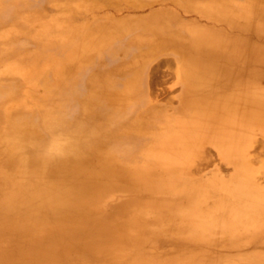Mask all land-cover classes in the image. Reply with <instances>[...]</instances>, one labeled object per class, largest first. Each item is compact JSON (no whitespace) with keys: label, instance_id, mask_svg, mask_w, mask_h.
I'll return each mask as SVG.
<instances>
[{"label":"rangeland","instance_id":"obj_1","mask_svg":"<svg viewBox=\"0 0 264 264\" xmlns=\"http://www.w3.org/2000/svg\"><path fill=\"white\" fill-rule=\"evenodd\" d=\"M157 17L165 31L154 30ZM103 27L107 37L98 34ZM200 29L221 39L248 40L253 50L264 52V0H0V151L16 150L38 161L52 138L66 133L68 142L77 141L116 168L148 172V182L158 186L107 188L86 211L98 221L137 218L146 233L128 230L136 244L107 243L89 259L71 252L59 264H264L260 126L234 158L202 141L189 147L185 160L159 154L180 125L195 124L192 108L183 102L184 55L162 47L159 39L186 44ZM250 62L248 70L258 76L253 87L264 93V60ZM6 127L17 138L5 137ZM238 194L244 199L235 198ZM74 220L81 224L83 218L77 214ZM228 220L235 223L227 231ZM26 227L32 237L47 234L39 222ZM12 243L2 234L0 253L12 251ZM60 250L49 245L36 253Z\"/></svg>","mask_w":264,"mask_h":264},{"label":"bare ground","instance_id":"obj_2","mask_svg":"<svg viewBox=\"0 0 264 264\" xmlns=\"http://www.w3.org/2000/svg\"><path fill=\"white\" fill-rule=\"evenodd\" d=\"M157 18L154 30H163L162 18ZM98 34L107 37L109 32L103 27L99 28ZM220 35L214 31L201 30L195 32L186 44H180L175 39H159L162 47L178 48L184 55L183 72L188 93L183 102L185 106L192 108L195 123L191 127L180 125L175 139L166 146L165 151H159V154L170 161L185 160L189 156V147L195 141L212 144L222 150L225 158H234L242 153L255 126H260V130L264 132V93L257 92L253 87L257 73L252 75L248 70L251 60H264V52L253 50L248 40L221 39ZM113 48L115 47L109 49L110 52ZM204 58L207 61L204 62ZM193 65L195 68H192ZM9 68L13 69L12 66ZM74 83L71 86L76 88ZM73 88L70 87L69 90ZM71 91L69 92L72 93ZM74 91L72 94L77 92V88ZM62 93L66 95L67 92ZM9 114L10 111H6L4 116L8 119ZM4 134L7 138H17L7 127ZM68 138L66 133L55 135L47 150L40 153L41 160L38 161L17 156L16 150L6 153L0 151V236L7 233L14 242L11 247L15 244L12 251L0 253V264L11 258L19 260V264H59L64 263L71 252L77 253L80 258L89 259L104 250L107 243H117L120 246L133 243V238L127 233L131 228H137L141 234L146 233L137 218L98 221L86 211L95 206L107 188L158 187L148 182V172L132 175L116 168L97 152L89 153L84 150L77 141L68 142ZM71 154L77 156H69ZM58 156L62 158L54 164L45 162L46 158ZM243 184L246 186V182ZM238 195L234 197L244 199L243 195ZM245 197L246 203L249 202L247 195ZM260 209L263 212L264 205ZM246 211L241 210L240 213ZM77 214L83 218L81 224L74 220ZM260 215L263 214L259 213L257 217ZM116 216L120 217L117 212ZM29 221L43 225L46 236H30L26 227ZM65 222L72 223L71 227L63 228L62 224ZM234 223L235 221L232 223L228 220L223 224L228 231L232 230ZM89 225L91 230L88 232L80 228ZM49 245L59 246L62 250L40 254L42 256L36 253Z\"/></svg>","mask_w":264,"mask_h":264}]
</instances>
